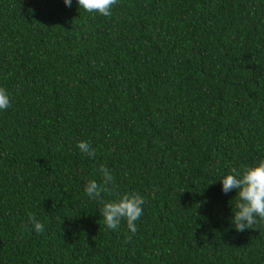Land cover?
<instances>
[{"label":"trees","instance_id":"1","mask_svg":"<svg viewBox=\"0 0 264 264\" xmlns=\"http://www.w3.org/2000/svg\"><path fill=\"white\" fill-rule=\"evenodd\" d=\"M0 87V264H264V223L237 231L220 180L264 158V0H118L110 17L0 0ZM101 165L104 200L144 198L134 235L84 192Z\"/></svg>","mask_w":264,"mask_h":264},{"label":"clouds","instance_id":"2","mask_svg":"<svg viewBox=\"0 0 264 264\" xmlns=\"http://www.w3.org/2000/svg\"><path fill=\"white\" fill-rule=\"evenodd\" d=\"M118 0H77L79 8L88 13H98L104 17L112 15V8ZM71 7L72 0H64ZM11 106V98L6 88L0 87V111H6ZM79 150L90 157L95 156V149L85 140L77 144ZM100 181L89 179L84 185V192L93 200H99L103 207L101 215L109 229H117L121 222H126L131 234L137 232L136 221L143 215L142 205L145 203L140 193L131 191L118 194L117 198L104 200L103 193L109 192V186L114 182L112 172L104 165L98 169ZM222 191L229 193L236 190L232 204V224L237 231L254 229L264 223V158L255 163L233 167L228 174L221 178ZM29 222L36 233L44 231V224L34 214H29ZM131 237H129L130 239Z\"/></svg>","mask_w":264,"mask_h":264}]
</instances>
